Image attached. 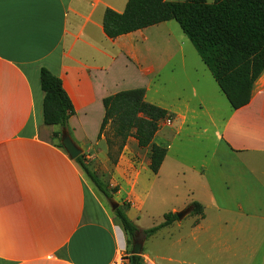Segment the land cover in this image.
<instances>
[{
  "label": "crops",
  "instance_id": "1",
  "mask_svg": "<svg viewBox=\"0 0 264 264\" xmlns=\"http://www.w3.org/2000/svg\"><path fill=\"white\" fill-rule=\"evenodd\" d=\"M126 3L127 0H0V264H114L126 250L119 223L79 165L58 146L54 133L59 127L43 123L44 95L39 79L40 69L46 68L62 81L74 109L68 133L88 163L97 158V148L108 159L106 143L98 139L103 99L118 91L143 88L125 84L112 90L111 64L122 57L125 68H133L138 78L147 74L138 65L137 43L130 39L142 30L115 39L107 38L103 32L104 11L121 13ZM169 22L152 28L166 29ZM168 40H163L168 50L159 51L163 64L148 71L154 76L163 77L165 70L173 76L176 67L170 61L177 53L182 60L179 67H185L183 39ZM126 56L136 65L128 66ZM193 72L208 80L223 107L224 112L215 115L219 108L207 107V90L198 89V85L193 89L196 107L214 129L216 153L264 157V70L252 85L249 103L237 110L231 109L202 62ZM158 91L162 94V90ZM161 108L175 120L184 117L185 111L191 112V123L199 119L187 104ZM128 140L136 144L133 138ZM166 160L165 156L161 167ZM159 171L150 172L156 176ZM192 202L197 201L185 203L187 208ZM199 204L203 217L198 216L194 223L177 219L145 236L142 264H234L237 251L224 245L226 240L221 241L222 235L212 229L217 221H209L204 206ZM142 211L130 204L125 213L144 235L148 228L139 225ZM166 235L167 252L160 244ZM149 240H154L155 245L146 251Z\"/></svg>",
  "mask_w": 264,
  "mask_h": 264
},
{
  "label": "rangeland",
  "instance_id": "2",
  "mask_svg": "<svg viewBox=\"0 0 264 264\" xmlns=\"http://www.w3.org/2000/svg\"><path fill=\"white\" fill-rule=\"evenodd\" d=\"M169 23L170 26L166 29L156 26L130 36L137 43L135 51L139 54L138 65H142L147 74L138 78L135 70L125 68L123 58L118 57L111 64L112 90H119L115 88L125 84H139L146 90L147 102L157 105L162 102L161 107L170 108L187 104L197 112L199 119L191 123L188 120L191 112L185 111L184 117L179 120L170 118L160 124L155 142L167 148V162L156 176L149 171V150L138 149L132 140L126 142L120 155H116L115 150L112 152L114 158L117 156L115 164L109 157L107 159L103 154L102 157L100 148H97V158L91 160L89 166L97 171L100 179L107 185L110 197L106 198L96 191L116 223L118 221L113 213L116 209H111V203L127 209L130 204L138 209L143 208L139 222L143 228L159 224L163 215L171 210H184L188 206L185 203L193 199L202 203L209 221H217L212 229L222 235L221 241L226 240L224 245L237 251L234 264H264V157L216 153L214 129L196 107L198 100L193 96V89L198 85V89L207 90V107L219 108L214 111L215 115H221L223 107L208 80L193 72L201 63L193 46L175 21ZM164 38H171L174 42L183 39L186 60L185 67L180 68L182 60L177 53L170 61L176 67L173 76L165 70L163 77H159L148 71L163 64L159 51L168 50V45L163 42ZM168 42L173 45L171 41ZM126 59L128 66L136 65L128 56ZM136 78L137 81L133 83ZM158 90H162V94ZM101 139L105 141L104 137ZM114 188L123 191L120 194L117 190L114 192ZM126 193H129L130 202L127 201ZM215 207H220V210ZM197 218L190 211L180 222L194 223ZM125 240L127 243L126 236ZM160 244H163L167 252V235ZM154 245V240H149L144 250H151ZM129 251L131 246L126 244V250L120 255L127 263L126 254ZM227 254L224 253L223 256ZM228 256L231 258L230 254Z\"/></svg>",
  "mask_w": 264,
  "mask_h": 264
},
{
  "label": "trees",
  "instance_id": "3",
  "mask_svg": "<svg viewBox=\"0 0 264 264\" xmlns=\"http://www.w3.org/2000/svg\"><path fill=\"white\" fill-rule=\"evenodd\" d=\"M168 21L178 24L231 109L246 106L253 83L264 70V0H127L121 13L104 11L102 28L107 38L115 39ZM39 79L44 95L43 123L59 127L54 133L59 141L62 130L69 132L68 121L74 109L58 77L41 68ZM102 104L104 115L98 139L104 137L108 157L115 164L117 156L114 158L112 152L120 155L128 139L133 138L138 148L149 150V170L157 174L167 150L153 139L160 124L170 119L168 111L147 102L141 87L118 91L105 97ZM58 146L63 149L60 142ZM74 161L92 186L109 198L107 185L90 168L84 154ZM189 207L193 215L203 217L199 203L192 202ZM126 209L118 207L113 213L127 246H131L138 229L127 217ZM176 220L175 213H166L159 224L143 233L149 237ZM126 256L128 264H142L140 255L129 251Z\"/></svg>",
  "mask_w": 264,
  "mask_h": 264
},
{
  "label": "water",
  "instance_id": "4",
  "mask_svg": "<svg viewBox=\"0 0 264 264\" xmlns=\"http://www.w3.org/2000/svg\"><path fill=\"white\" fill-rule=\"evenodd\" d=\"M59 142L63 146V149L66 152L67 156L72 160H75L83 153L82 149L78 145H76L70 134L65 130L61 131ZM110 205L113 211L118 208V204L116 203H111ZM190 211V208H185L182 211L176 212L175 215L177 219L181 220L185 215L189 214ZM145 238V235H141L139 232L135 234L132 239L131 255L142 254Z\"/></svg>",
  "mask_w": 264,
  "mask_h": 264
},
{
  "label": "built area",
  "instance_id": "5",
  "mask_svg": "<svg viewBox=\"0 0 264 264\" xmlns=\"http://www.w3.org/2000/svg\"><path fill=\"white\" fill-rule=\"evenodd\" d=\"M114 264H128L122 257H120Z\"/></svg>",
  "mask_w": 264,
  "mask_h": 264
}]
</instances>
